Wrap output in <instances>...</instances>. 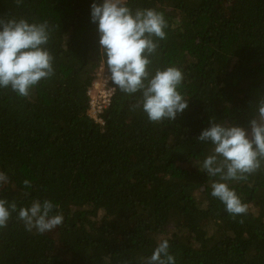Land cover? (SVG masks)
<instances>
[{"label": "trees", "instance_id": "obj_1", "mask_svg": "<svg viewBox=\"0 0 264 264\" xmlns=\"http://www.w3.org/2000/svg\"><path fill=\"white\" fill-rule=\"evenodd\" d=\"M102 2L0 0V19L49 22L55 58V74L28 97L0 88V172L9 178L0 199L17 209L47 199L64 217L53 235L27 231L12 213L0 264H141L163 239L176 264H264V168L228 182L248 205L234 219L211 195L219 177L199 169L212 145L198 139L212 118L250 130L264 98V0H126L164 14L151 70L178 67L189 107L150 122L131 108L139 93L115 90L103 125L88 115L87 95L106 69L91 21Z\"/></svg>", "mask_w": 264, "mask_h": 264}, {"label": "clouds", "instance_id": "obj_2", "mask_svg": "<svg viewBox=\"0 0 264 264\" xmlns=\"http://www.w3.org/2000/svg\"><path fill=\"white\" fill-rule=\"evenodd\" d=\"M15 2L19 6L23 0ZM91 21L98 25L101 62L107 70L104 66L99 68L88 92L94 88L103 68L114 92L119 90L129 96L139 93L131 108L133 111L141 109L150 122L175 121L183 114L189 107V100L178 91L184 80L183 72L175 66L156 68L154 73L151 70V58L157 54L159 41L166 39L165 29L169 27L164 14L151 8L133 11L126 0H103L91 5ZM52 30L48 21L29 23L25 18L0 19V88L10 87L18 96L26 98L42 79L55 74V58L47 48ZM87 95L90 107L91 98ZM210 125L198 137L212 145L199 169L209 178L219 177L211 182V195L218 198L235 219L247 213L248 205L228 182L246 180L264 168V98L257 103L250 130L235 123H217L215 118ZM8 179L0 172V187L8 183ZM23 184L31 187L27 179ZM55 208L57 206L47 199L33 200L30 207L19 209L15 201L9 203L0 199V229L6 228L12 213L18 212L17 219L27 231L50 232L64 220L62 214L54 213ZM141 264H176V257L169 252V241L161 240L150 257L141 258Z\"/></svg>", "mask_w": 264, "mask_h": 264}, {"label": "built area", "instance_id": "obj_3", "mask_svg": "<svg viewBox=\"0 0 264 264\" xmlns=\"http://www.w3.org/2000/svg\"><path fill=\"white\" fill-rule=\"evenodd\" d=\"M110 77L101 68L99 80L94 84L88 94L90 96V107L88 115L93 118L98 124H104L103 114L111 102L113 88L109 86Z\"/></svg>", "mask_w": 264, "mask_h": 264}, {"label": "rangeland", "instance_id": "obj_4", "mask_svg": "<svg viewBox=\"0 0 264 264\" xmlns=\"http://www.w3.org/2000/svg\"><path fill=\"white\" fill-rule=\"evenodd\" d=\"M56 230H57V228L52 230V231H50V233H52L53 235H56Z\"/></svg>", "mask_w": 264, "mask_h": 264}]
</instances>
